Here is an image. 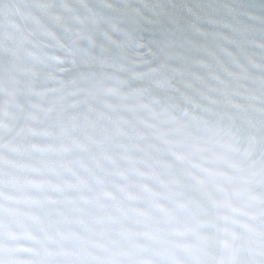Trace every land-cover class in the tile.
<instances>
[{
	"label": "snow or ice",
	"instance_id": "1",
	"mask_svg": "<svg viewBox=\"0 0 264 264\" xmlns=\"http://www.w3.org/2000/svg\"><path fill=\"white\" fill-rule=\"evenodd\" d=\"M0 264H264V0H0Z\"/></svg>",
	"mask_w": 264,
	"mask_h": 264
}]
</instances>
